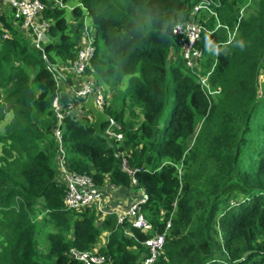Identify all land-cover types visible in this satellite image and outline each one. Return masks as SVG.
Masks as SVG:
<instances>
[{
    "label": "trees",
    "instance_id": "trees-1",
    "mask_svg": "<svg viewBox=\"0 0 264 264\" xmlns=\"http://www.w3.org/2000/svg\"><path fill=\"white\" fill-rule=\"evenodd\" d=\"M236 1L219 0L218 20L205 22L213 32L200 42L202 72L215 64L210 84L221 90L209 104L185 68L172 32L176 23L189 19L199 0H64L81 4L94 28L95 53L87 74L105 90L127 79L120 112H111L109 104L106 113L122 126L117 153L129 154L131 168H143L135 178L148 197L146 218L157 232L171 220L156 264H264V117L256 143L248 137L252 118L264 112V101L257 98L264 52L250 73L240 60L243 49L236 35L230 39L238 30L247 35L249 24L243 17L238 22ZM257 12L264 22V0ZM43 16L53 21V42L46 52L72 60L83 10L75 7L68 17L48 5ZM0 23L10 34L3 39L0 32V114L5 106L14 112L0 138L1 155L11 156L0 167V264H80L69 251L93 249L102 231L109 237L100 252L112 264H137L147 236L127 223L117 225L114 215L100 228L94 209L64 207V188L54 180L53 79L29 38L8 17L0 16ZM223 98L226 105H219ZM67 101L63 95L62 102ZM166 105L169 114L162 125ZM126 108L138 109L141 121H125ZM199 122L202 134L186 150ZM91 123L87 117H67L61 124L69 169L89 175L100 189L107 178L129 188V176L93 135ZM40 233L48 242L46 253L38 249Z\"/></svg>",
    "mask_w": 264,
    "mask_h": 264
},
{
    "label": "built area",
    "instance_id": "built-area-1",
    "mask_svg": "<svg viewBox=\"0 0 264 264\" xmlns=\"http://www.w3.org/2000/svg\"><path fill=\"white\" fill-rule=\"evenodd\" d=\"M45 1L0 0V16L8 17L12 25L18 28L24 36L29 38L31 45L40 52L45 68L53 79L55 96L52 100L51 108L56 122L53 127V139L57 145L54 159V180L64 188L63 205L66 210L71 212H82L86 209H94L98 219L101 215L99 205L102 204V199L106 196L104 190L109 187L110 190L116 191V189L121 187L110 184L107 186L104 185L100 189L94 184L89 175L72 172L69 169L62 142L61 124L67 117L80 119L85 116L92 121L91 114L80 104V102H84L88 97H91L95 109L105 113L109 118L108 122L103 126L104 132L110 137H113L117 142L122 140V134L119 133L121 128L106 113V108L110 103L108 101L109 95L105 88L98 86L93 77L87 74V70L90 68L91 60L95 53V33L90 20L87 21L86 9L79 3L70 6L64 0ZM247 1L249 4L250 0ZM48 5L51 8L70 12L75 7H79L84 12L81 35L73 51L74 58L70 61L61 60L45 50V47L53 42L50 37V29L53 26V21L43 16ZM219 7V0H199L192 8L189 19L176 23L172 30L177 39L179 55L184 62L185 68L195 77L197 84L200 86L209 104L215 96L220 94L221 90L219 87H212L210 84V76L215 64L208 72H202L201 62L203 61V51L200 48V42L204 34L213 32L207 29L205 22L209 18L218 20L217 9ZM240 15L238 22L243 16L242 10L240 11ZM218 27L219 25L217 24L216 28ZM0 32L2 33L3 39L10 38V34L1 23ZM234 34L235 32L230 35V39L233 38ZM63 95H66L68 98L66 103L62 102ZM82 111L86 115L82 114ZM117 154L122 171L130 178L129 188L126 190L132 194L134 191V194L130 198L131 202L129 205H125L118 212H106L104 219L109 215H114L117 225L120 226L127 223L132 228L147 236L141 242L144 253L137 264H156L163 255L167 234L171 229V220L168 219L166 221L163 232L154 230L143 211V205L147 202L148 197L138 187L135 178V173L140 172L143 168H131L128 164L129 154L127 152ZM131 189L133 191H130ZM121 199H123V196L118 195V200L120 201ZM68 256L80 264H112L111 258L102 254L98 247H94L89 251L71 249Z\"/></svg>",
    "mask_w": 264,
    "mask_h": 264
},
{
    "label": "rangeland",
    "instance_id": "rangeland-1",
    "mask_svg": "<svg viewBox=\"0 0 264 264\" xmlns=\"http://www.w3.org/2000/svg\"><path fill=\"white\" fill-rule=\"evenodd\" d=\"M237 5H236V9L239 10V16L240 15V11H243V19L247 20L249 22L248 26L246 27V33H242L240 32V30H238V32H235V41L237 40L238 43L242 42L244 47L243 50L240 52V56H241V62H243V64L245 66L248 67V71L250 73H253V67L256 66V64L258 63L259 60H261L262 58V54L264 52V22L260 23L259 19H258V10H259V2L260 0H250V3L244 4L245 0H237ZM69 5L72 6L73 3L69 2ZM65 14L70 17V11H65ZM87 21H89V18L87 19ZM26 37V36H25ZM27 38V37H26ZM179 57L176 56V60ZM205 59V58H204ZM207 59V58H206ZM205 59V61H206ZM206 65V63H205ZM209 71V70H208ZM206 71V72H208ZM258 85H259V95L257 96L258 100L263 102L264 101V72H260V74L258 75ZM126 78L122 79L120 82H118L117 86L114 87H110L108 89H106L108 95H109V103L111 105V112H115L118 113L120 112V102H121V98H122V91L125 89V82H126ZM257 81V79H256ZM1 94V91H0ZM219 105H226V101L223 99H219L218 101ZM128 104V101H127ZM169 108L170 105H166L164 108V112L162 114V118L160 120V124H164L165 121H167L168 119V114H169ZM78 109V108H77ZM9 110V109H8ZM7 110V106H5L3 108L2 114H0V138L3 137L5 134H7V130L9 128V126L12 124L13 119H14V112L12 111H8ZM134 111L131 112V110H129L128 108L124 109L123 112V117L125 121H132L135 123H139L141 120L138 119L141 118L140 116V112L138 109H133ZM82 114L86 115V113H84V111H82ZM83 116V115H82ZM85 117V116H83ZM263 117H264V112L258 111V114L255 115L254 118H252V123H251V128H250V132L248 133V137L251 136L252 139H254V143H256L255 141L258 139V136L261 135L262 132V121H263ZM48 118H43L42 122H46ZM202 122H199L198 126L196 127L195 133L193 135V139L191 142H186L184 144V147L186 150H188L192 145H193V141L200 135L201 133V127L203 128V125H201ZM120 128L122 129V126H120ZM203 132V131H202ZM202 134V133H201ZM10 143V142H8ZM0 145H1V141H0ZM4 151H8L7 149H4ZM11 157L10 154L7 155V153L2 154L0 153V167L3 166L2 160L4 159L5 162L6 160ZM41 217H38L36 219L40 220ZM39 222V221H37ZM39 237H41V242L39 244L38 249L43 252L46 253V249L48 247V242L47 240H45V234L40 233Z\"/></svg>",
    "mask_w": 264,
    "mask_h": 264
},
{
    "label": "crops",
    "instance_id": "crops-1",
    "mask_svg": "<svg viewBox=\"0 0 264 264\" xmlns=\"http://www.w3.org/2000/svg\"><path fill=\"white\" fill-rule=\"evenodd\" d=\"M125 85H126V82H125ZM121 91L123 92L124 90H121ZM105 185L106 186L110 185L109 178L106 179ZM114 191L115 190H110L109 187H107L104 190V193L106 196H104V198L102 199V204L99 205L101 215L96 221L97 226L100 228L102 226V222L105 217L104 214H106V212L120 211V209L123 208L125 205L130 204L131 202L130 198L134 194V191L132 189L130 191H133V194L123 188H118L116 189L115 192ZM118 195H122L123 199L119 201ZM125 236L130 237L131 231L128 229L125 230ZM108 237H109V233L107 231H102L95 247H98L99 249L105 248L107 241H108Z\"/></svg>",
    "mask_w": 264,
    "mask_h": 264
},
{
    "label": "water",
    "instance_id": "water-1",
    "mask_svg": "<svg viewBox=\"0 0 264 264\" xmlns=\"http://www.w3.org/2000/svg\"><path fill=\"white\" fill-rule=\"evenodd\" d=\"M172 54V50H170V55ZM74 101L75 99L72 98ZM80 104L87 110L91 116H92V123H91V128L93 130V135L104 141L105 144L107 145L108 149H110L113 153V155L118 159L119 156L116 151V146H115V139L113 137H110L106 132L103 130V126L108 122L109 118L108 116L95 109L93 105V101L91 97H88L86 101L80 102Z\"/></svg>",
    "mask_w": 264,
    "mask_h": 264
},
{
    "label": "clouds",
    "instance_id": "clouds-1",
    "mask_svg": "<svg viewBox=\"0 0 264 264\" xmlns=\"http://www.w3.org/2000/svg\"><path fill=\"white\" fill-rule=\"evenodd\" d=\"M239 47H240L241 49H243L244 45H243L242 42L239 43Z\"/></svg>",
    "mask_w": 264,
    "mask_h": 264
}]
</instances>
